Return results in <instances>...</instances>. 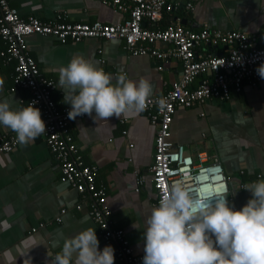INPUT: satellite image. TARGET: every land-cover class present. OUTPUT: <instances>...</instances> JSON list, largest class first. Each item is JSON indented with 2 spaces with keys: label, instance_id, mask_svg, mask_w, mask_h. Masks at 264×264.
Masks as SVG:
<instances>
[{
  "label": "crops",
  "instance_id": "0c3cea01",
  "mask_svg": "<svg viewBox=\"0 0 264 264\" xmlns=\"http://www.w3.org/2000/svg\"><path fill=\"white\" fill-rule=\"evenodd\" d=\"M173 1L194 5L168 15V20L178 17L182 24L195 29H239L256 44L264 42V0ZM10 4L21 16L33 14L43 21L63 14L66 22L118 24L128 16L103 0H10ZM144 24L152 26L147 21ZM27 41L28 52L42 76L55 82L51 95L60 111L71 105L64 102V92L59 88V69L74 55L90 58L114 78L120 73L134 80L149 78L153 96L165 94L181 75L182 65L177 58L156 60L133 55L125 49L123 39L84 38L62 43L52 35L34 34ZM157 46L170 47L163 43ZM4 47L0 38V51ZM208 51L224 54L227 49L211 46ZM14 63L3 64L0 56V101L9 99L13 107H25L33 94L27 87L13 90ZM156 129L146 110L107 122H96L88 115L71 122L79 153L86 163L98 166L96 181L107 193L112 227L123 228L129 246L138 253L144 251L147 218L158 206L150 172ZM6 132L13 131L0 126V137ZM170 139L184 144L188 153L205 151L217 156L230 178L232 203L242 208L252 197L251 191L244 188L264 178V81L244 83L241 90L231 92L229 99L212 97L202 104L177 109ZM91 203L89 196L61 180L59 161L44 134L1 154L0 264H53L64 240L89 226L95 227L101 250L106 245L114 247V264H118V245L103 239L100 226L89 213ZM63 208L66 212L58 222L55 218Z\"/></svg>",
  "mask_w": 264,
  "mask_h": 264
},
{
  "label": "built area",
  "instance_id": "2783aa9c",
  "mask_svg": "<svg viewBox=\"0 0 264 264\" xmlns=\"http://www.w3.org/2000/svg\"><path fill=\"white\" fill-rule=\"evenodd\" d=\"M103 2L126 13L128 16L124 22L73 23L64 21L63 14H57L52 21H43L33 14L23 17L10 4V0H0V38L5 43L0 56L3 64L15 60L13 90L18 87L32 90L29 104L35 101V107L41 110L47 126L45 141L59 161L61 180L90 197L92 203L89 213L100 226L103 239L108 244L116 242L118 245V264H143L144 251L135 252L129 246L125 230L112 227V210L106 201L107 193L96 181L98 166L86 163L79 153L71 133L73 120L68 118L71 106L62 111L57 108L51 95L55 82L42 76L36 60L28 52L27 38L34 34L52 35L62 43L84 38L123 39L125 49L133 55L156 60H180V77L165 94L152 96L145 109L157 126L154 159L150 167L157 203L165 191L181 182L193 194L201 188L207 191L227 188L229 203L233 205L230 178L219 158L205 151L188 153L184 144L170 139V127L179 108L202 104L212 97L229 99L231 92L241 90L244 82L254 85L264 81L257 73V68L264 64V42L256 44L246 32L239 29L225 31L220 28L187 27L178 17L166 21L160 27L166 16L177 10L192 9V2L185 5L173 0ZM145 21L152 26L145 25ZM158 43L170 47L162 49L157 46ZM209 46H225L227 52L214 54L208 51ZM160 98L165 101L163 106L157 103ZM125 120L122 119L123 122ZM17 144L14 132L3 134L0 137V156L13 150ZM65 212L63 208L56 221L60 222Z\"/></svg>",
  "mask_w": 264,
  "mask_h": 264
},
{
  "label": "clouds",
  "instance_id": "9594fccd",
  "mask_svg": "<svg viewBox=\"0 0 264 264\" xmlns=\"http://www.w3.org/2000/svg\"><path fill=\"white\" fill-rule=\"evenodd\" d=\"M257 73L264 78V64ZM58 84L71 105L68 118L88 115L96 122L145 110L154 87L147 77L134 80L120 73L114 78L84 55H74L59 69ZM35 103L15 108L12 100L0 101V126L11 129L20 144L47 131ZM244 189L252 197L237 209L227 188L193 194L181 182L172 185L147 218L143 264H264V178ZM99 244L95 227L84 228L64 240L53 264H114V247L101 250Z\"/></svg>",
  "mask_w": 264,
  "mask_h": 264
},
{
  "label": "trees",
  "instance_id": "16d2710c",
  "mask_svg": "<svg viewBox=\"0 0 264 264\" xmlns=\"http://www.w3.org/2000/svg\"><path fill=\"white\" fill-rule=\"evenodd\" d=\"M168 16H166V18L163 20V22H162V24H161V26L160 27H163L165 24H166V21H168ZM211 46H209V48H210ZM15 64V63H14ZM15 66V65H14ZM244 83H248V82H244ZM243 83V84H244ZM249 84V83H248Z\"/></svg>",
  "mask_w": 264,
  "mask_h": 264
}]
</instances>
